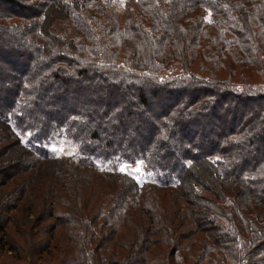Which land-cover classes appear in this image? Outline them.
I'll list each match as a JSON object with an SVG mask.
<instances>
[{"label":"trees","instance_id":"1","mask_svg":"<svg viewBox=\"0 0 264 264\" xmlns=\"http://www.w3.org/2000/svg\"><path fill=\"white\" fill-rule=\"evenodd\" d=\"M112 4L0 0V122L33 155L63 135L96 171L142 163L152 184L174 188L180 201L196 206L194 218L209 214L191 200L220 193L222 220L210 248L222 250L225 264H264V87L253 86L264 81V0H138V19ZM200 7L216 19L196 12ZM101 186L81 189L102 206L107 225L99 251L85 235L74 237L79 264H172L186 250L177 217L171 223L157 210H147L148 233L121 237L139 219L133 209L146 204L128 193L118 203L115 189ZM62 193L50 199L66 202ZM9 213L0 212V264H42L54 233L18 245ZM156 231L173 255H155ZM110 236L113 251L105 255ZM206 257L195 254L189 264Z\"/></svg>","mask_w":264,"mask_h":264},{"label":"rangeland","instance_id":"2","mask_svg":"<svg viewBox=\"0 0 264 264\" xmlns=\"http://www.w3.org/2000/svg\"><path fill=\"white\" fill-rule=\"evenodd\" d=\"M112 2V7H115V4L119 5L121 11L125 12L127 16H131L127 13L131 11L135 19L139 18L135 15L136 12H144L137 4L138 0H112ZM196 12L207 20L216 19L214 12L209 8L200 7ZM246 28L250 29L248 24H246ZM183 45L184 42H180L179 48H183ZM235 85L243 86L241 83H235ZM253 86L264 87V81L256 82ZM7 128L5 123L0 122V212H4L6 208L10 210L9 215L12 218L9 221L8 232L16 239L18 245L31 247V244L37 240H44L47 237L51 239L53 237L51 235L54 233L55 237L51 246L52 254L42 259V264H79L77 252L79 241L74 240V237L77 238L80 235L87 237L89 245L94 251L95 249L96 251L100 250V246L97 247V242L103 230L105 231L106 217L101 216L102 206L96 200L92 201L84 197L81 189L87 185L100 189L101 185L105 183L110 184L111 190L115 189L113 192L117 194L115 199L118 200V203L125 202L128 193V198L135 196L146 204L144 208L133 209L139 219L131 220L129 224H126L127 226L125 225L122 229L121 237L122 234H125L129 240L128 237L135 233L140 238L148 233L145 218L147 210L150 212L157 210L158 216L168 219V221L170 218V222L173 221V217H177L175 219L179 226L176 229L177 233L188 235V240L184 239V246L188 245V247L186 250L180 248L173 255L174 251L172 248L170 249V246L167 249L161 246L163 233L158 234L156 231L154 237L160 240H158V246L152 247L156 250L155 255L160 253L159 257L166 256L165 251L167 250L173 255L172 264H189L190 257L193 258L195 254H201L204 251V253L207 252V260L202 264H212L214 258L216 264H225L226 259L222 256V250L210 248L213 234L218 233V228L215 225L219 224L218 221L223 214L224 201L221 200L220 193L216 192V196H210V200L205 197L191 200L194 205L198 203L199 207L200 204L204 205L205 212L209 214V216L198 214L194 218L189 211L195 209L196 206L180 201L178 192L173 190L174 188H164L158 184H152L142 163L124 164L122 166L125 167V171H120L121 166L117 170H109L110 174L103 172L104 167H99L96 171L92 166L84 164L79 159L77 146L63 135L50 139L42 146L39 144V147L35 148V155H33L20 146L18 137L12 135ZM23 141L26 145H32L25 138L22 139L24 144ZM137 167L140 169L139 172L135 171ZM117 173L120 176L116 175ZM132 176L140 185L136 184ZM55 191L61 193L63 191V196L67 195L68 197L66 202L51 200L50 195ZM183 207H186V212ZM207 208H210V211ZM58 214L62 216L59 217ZM70 219H74V221L70 222ZM212 219L216 222L211 223ZM175 220L171 223H174ZM195 223H197V228L194 227ZM211 233L213 234L211 235ZM114 243L110 236L107 246L102 244L105 255H109L106 251L112 250ZM190 243L194 246H189ZM141 246H146L145 242L140 243L139 241V247ZM134 250L136 252L139 248H134ZM120 251L128 252L125 249ZM121 252H119L120 255ZM150 256L152 259L158 258L154 255Z\"/></svg>","mask_w":264,"mask_h":264},{"label":"snow or ice","instance_id":"3","mask_svg":"<svg viewBox=\"0 0 264 264\" xmlns=\"http://www.w3.org/2000/svg\"><path fill=\"white\" fill-rule=\"evenodd\" d=\"M133 163H136V162H133ZM120 171H125V167L122 166V167L120 168ZM135 171H136V172H139L140 169L137 167V168L135 169Z\"/></svg>","mask_w":264,"mask_h":264}]
</instances>
